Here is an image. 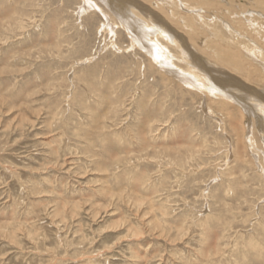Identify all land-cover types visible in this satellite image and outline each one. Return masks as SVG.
Masks as SVG:
<instances>
[{
    "label": "rangeland",
    "instance_id": "1",
    "mask_svg": "<svg viewBox=\"0 0 264 264\" xmlns=\"http://www.w3.org/2000/svg\"><path fill=\"white\" fill-rule=\"evenodd\" d=\"M136 1L262 92L264 3L191 0L208 30ZM85 2L0 0V264H264V104L187 87Z\"/></svg>",
    "mask_w": 264,
    "mask_h": 264
},
{
    "label": "bare ground",
    "instance_id": "2",
    "mask_svg": "<svg viewBox=\"0 0 264 264\" xmlns=\"http://www.w3.org/2000/svg\"><path fill=\"white\" fill-rule=\"evenodd\" d=\"M98 1H101L102 4L106 8L108 7L107 9L110 10V12L116 18V20L119 21L118 24L120 23L121 24L120 26H122L126 29L129 38L132 39V41H134L135 43H138L140 49L143 50L144 52H146L151 57V59L157 65H159L160 69L167 71V73L170 72V74H173L174 77H176V75L182 76L181 82L183 84H185L187 87L194 88V89L198 88L200 90L208 91L210 96H213L216 99L217 98L221 99V101H224L223 102L224 104H225V101L231 102V103L233 102L234 104L240 105V107H242L245 111L247 109V106L245 105L246 100L254 102L255 103L254 106H256V107L260 106V104H264V102H263L264 96H262V95L259 96L260 93L261 94L264 93V88L262 89V92H260V89L258 91V90L252 89L251 87L247 88L246 85H242L243 83L237 77H235L233 74L231 75V73L226 71V69L217 68L216 66H213V64L211 62L205 61L203 58L198 56L196 54L195 50L192 48V46L187 41V38L186 37L184 38V36L181 35L180 32H178L176 29H174L170 25L169 21H167V19H165V17H163L159 12L157 13L156 10H152L149 7L145 6L144 3L143 4L138 3L136 0H98ZM190 1L191 0H188V1L187 0H168V1L166 0L165 4L170 6V7L172 6L173 7L172 9L175 8L176 4H178V6L180 5V7H182V9L185 10V14L187 16H189L188 18H190L189 19L190 22L192 20L194 21V19H198V20L200 19L198 21L199 23L201 22L199 26L209 30L211 25H213L212 23L214 21L213 20L207 21L205 16H202L200 13H198L199 7H193L192 6L193 4L190 3ZM192 1L194 2V0H192ZM196 1H198V0H196ZM249 1L252 2V0H248V3H249ZM256 2L263 4L264 0H258V1L256 0ZM85 3L87 5V7L83 8V11H82L83 13L89 9H93V8L98 9V5H92L94 3L90 2V0H86ZM207 3H209V2H207ZM254 3L252 2L251 4L253 5ZM210 4H213V3H210ZM100 8H102V7H99V9ZM260 8H262V7H260ZM263 9H264V7H263ZM103 10H101V12ZM177 10H179V9H177ZM180 10H181V8H180ZM82 12H81V14H82ZM104 12L106 13L107 11L104 10ZM199 12H201V9ZM253 12H254V9H253ZM253 12L252 13L249 12L247 15L253 16ZM106 15H109V14L107 13ZM177 15H179V14H177ZM181 15H183V14H181ZM105 19L107 20V18H105ZM109 19L110 18H108V20ZM182 19H183V16H182ZM214 19H216V18H214ZM113 20H114V18H113ZM117 21L115 22V20H114L116 27H117ZM186 22H187V20H186ZM217 23H219V22L217 21ZM214 24H215V22H214ZM195 25H198V24H195ZM250 25H251V23H250ZM186 26H187V24H186ZM213 26H216V28H217V25H213ZM230 26H231V24L229 26H226V30L229 32V35L230 34L233 35V33H234V34H236V36L237 35L240 36V33H236L234 30L229 28ZM110 28L112 29V27H110ZM216 28H213V29H216ZM259 28H260V25H259ZM106 30H107V27H106ZM218 33H220V32H218ZM226 35H227V33H226ZM213 36L214 35H212L211 37L213 38ZM115 37H116V35H115ZM212 38H208V39L211 40ZM218 38L221 39V37H218ZM228 38L229 37L226 36L225 39L227 40ZM139 39L140 40L143 39L142 41H144V42H141ZM198 48H200V47H198ZM222 48L223 47L220 46V54H222L221 57H222L223 64H225V65H226V63L237 64V62H236L237 59L241 63L240 60H242V59L240 56L238 57V55L236 54L237 52H233V50H223ZM176 51L180 52V53H178L179 56L176 55ZM218 55H219V53H218ZM175 59L184 63L186 65V68H180V69L177 68L176 65L178 63L176 64L174 62ZM259 62H261V61H259ZM243 63H245V62H243ZM153 65H154V63H153ZM229 67H227V68H229ZM176 68L178 71L175 70ZM239 72H241V71H239ZM248 89L252 92H250ZM253 94L257 95L258 97L257 96L254 97ZM254 103H252V105ZM252 105H251V107H252ZM252 110H254V109H252ZM259 110H261V107H259ZM255 111H257L256 108H255ZM262 111H264V109Z\"/></svg>",
    "mask_w": 264,
    "mask_h": 264
}]
</instances>
